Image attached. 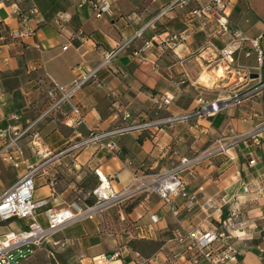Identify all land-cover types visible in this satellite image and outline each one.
Instances as JSON below:
<instances>
[{
    "label": "crops",
    "instance_id": "1",
    "mask_svg": "<svg viewBox=\"0 0 264 264\" xmlns=\"http://www.w3.org/2000/svg\"><path fill=\"white\" fill-rule=\"evenodd\" d=\"M171 1L114 0L111 13L96 18L78 0H28L20 6L37 8L35 34L13 40L7 30L17 28L19 23L0 1V127L8 123L10 113L21 114L23 125L46 108L48 77L68 84L77 75L78 65L84 70L95 67L107 51L142 31L140 37L119 49L109 70H102L96 81L75 94L73 101L81 107L83 116L79 126H68L72 116L68 104L38 123L39 148L48 152L47 157L37 155L27 137L22 142L25 164L14 168L0 160V195L29 166H37L34 201L45 200L46 205L36 210L35 218L46 225V208L84 207L94 201L90 194L98 183L94 169L109 176L113 190L121 193L133 186L135 176L167 171L182 157L190 159L204 153L218 138L232 142L230 129L243 134L264 122V91L241 103L233 100L234 94L258 81V74L264 78V65L255 68V55L246 56V46L237 53L235 66L250 68L253 78L240 83L235 74H222L216 69L218 50L228 38L218 34L215 24L206 17L191 14L210 0H189L156 18ZM222 1L229 24L250 38H259L264 50V0ZM58 12L71 17L63 28L54 22ZM183 29L190 30L185 42L163 53L146 50V61L131 56L153 35ZM165 92L173 99L167 107H160L155 98ZM199 97L218 99L225 106L215 115L177 124L155 139L145 133L121 135L116 138L118 148L114 152L93 146L64 151L89 130H106L117 124L121 110L134 117L154 119L198 107ZM251 159L255 160L252 165ZM53 176L57 181L51 187ZM181 176L187 193L195 198L192 205L180 194L171 195L167 201L147 191L122 196L92 218L67 223L53 237L67 241L57 249L55 264H136L142 260L148 264H203L194 262V251L175 242V233L185 235L210 226L221 232L222 221L233 207L237 213L230 232L240 254L228 264H260L264 259V194L243 192L242 186L253 179L264 180V131L257 144L251 139L232 144L225 153L202 157ZM208 200H212V207L206 206ZM24 227L26 222L13 219L0 224V234ZM44 249L48 255V244ZM35 251H20L17 264L41 253ZM115 251L120 252L119 257L99 260L101 255Z\"/></svg>",
    "mask_w": 264,
    "mask_h": 264
},
{
    "label": "built area",
    "instance_id": "2",
    "mask_svg": "<svg viewBox=\"0 0 264 264\" xmlns=\"http://www.w3.org/2000/svg\"><path fill=\"white\" fill-rule=\"evenodd\" d=\"M10 10V13L17 18L19 26L11 28L8 31L10 40L22 39L26 36L35 34L33 27L34 18L37 14V8L31 5L27 9L20 6L21 2L28 0H0ZM80 6H85L89 12L96 18H101L107 13H111V5L114 0H78ZM189 0H172L168 5L161 8L156 18L163 16L167 11L177 5H186ZM191 14L196 17L204 16L215 24L218 34L226 36L228 40L218 50V64L216 69L220 72H230L235 74L236 82H246L252 79L250 68H236L235 59L239 51L248 46L245 55H255V68L260 69L264 65V50H262L259 38H250L242 30L232 27L224 12V4L222 0H210L204 7L194 9ZM70 15L67 12H58L54 17V22L59 28L69 22ZM3 20L0 19V23ZM142 31L135 32L133 37L125 41L117 49L107 51L98 65L93 68L84 70L80 64L75 69L77 75L68 83L60 84L54 79L48 77L45 95L47 98L46 108L33 120H25L20 124L21 114L10 113L7 116L8 123L0 127V160L10 164L14 168H19L25 164L23 140L30 137L29 143L37 155L42 158L47 157L48 152H44L39 148V137L36 129L38 123L49 117L53 112L60 109L63 104H68L72 116L67 124L70 127L79 126L82 123L81 107L76 104L73 99L75 94L79 92L87 84L96 81L98 74L102 70H109L116 58L119 49L130 44L133 39L140 37ZM190 35L189 29H183L178 32H164L162 34L153 35L150 39L145 40L143 45L132 51L131 56L141 61H146L144 55L146 50H154L157 53H163L165 50L172 48L177 44L185 42ZM65 48V47H64ZM258 81L251 87L233 95L236 103H241L246 98H251L264 91V78L259 74ZM223 77V76H222ZM221 77V78H222ZM160 107H167L171 104L173 97L165 92L158 98H155ZM199 106L189 111L179 114H168L154 119L143 117H134L129 111L121 110L118 114V123L106 130L93 129L81 137L78 141L72 143L64 151H80L86 147L93 146L97 150L116 151L118 146L116 138L130 133H145L149 138L155 139L159 133L175 127L177 124L188 122L193 117H201L203 115L212 116L225 106L224 102L216 100H204L198 98ZM264 131V122L253 130L235 134L230 129L234 139L230 143L223 142L222 138L216 139L211 148H208L202 154L193 158L182 157L177 165L173 168L145 177L135 176L132 180V187L125 189L121 193L113 190L110 184V177L103 174L98 169H94L98 183L91 190L90 194L94 201L84 207L73 205L69 208H53L45 209L46 225H42L35 218L36 210L46 205V201H34V175L38 167H28L26 172L11 187L0 195V224L11 222L18 219L26 222V227L0 234V264H17L10 257V253L21 249L26 245L41 248L48 244V256L55 259V253L58 248L66 245L64 239H53V237L61 231V229L69 222L81 218H92L94 215L102 212L122 198V196L135 193L137 191H147L157 194L162 200L167 201L171 195L180 194L189 200V206L195 201L193 195H189L186 190L181 173L191 166L197 164L199 160L207 155L225 153L228 146L244 142L251 139L255 144L259 142L261 132ZM255 160L251 159L249 164H254ZM57 181V177L53 176L50 180L51 187ZM242 191L253 194H264V180L253 179L246 182L242 186ZM207 207H212V200H208ZM122 210H120V213ZM237 213V208L230 209L228 216L222 221L224 230L218 232L216 228L210 226L205 229L188 232L183 235L176 232L174 240L177 244L183 245L187 251H194V262H202L203 264H228L230 261H236L240 254L239 249L233 238L235 236L230 232L233 217ZM153 221L155 216H151ZM120 252L115 251L112 254L101 255L99 260L109 261L115 257H119ZM136 264H148L146 260L137 262ZM260 264H264V259Z\"/></svg>",
    "mask_w": 264,
    "mask_h": 264
},
{
    "label": "rangeland",
    "instance_id": "3",
    "mask_svg": "<svg viewBox=\"0 0 264 264\" xmlns=\"http://www.w3.org/2000/svg\"><path fill=\"white\" fill-rule=\"evenodd\" d=\"M203 76L207 77V74L204 73ZM34 248L36 250L35 252L40 250L38 252H41V253H39V254L37 253L36 256H34L32 258L25 259V260L21 261L19 264H55L54 260L47 255V252L45 251L44 246L39 248V247H34L32 245H26V246L22 247L21 249H18L17 251L10 253V257L12 258L13 261H15L17 263L22 256L21 255L20 257H17V254L20 251H23L24 253H29V252H32V250ZM27 256H29V255H27Z\"/></svg>",
    "mask_w": 264,
    "mask_h": 264
}]
</instances>
